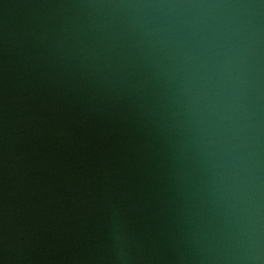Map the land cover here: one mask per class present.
Masks as SVG:
<instances>
[{"label": "water", "instance_id": "water-1", "mask_svg": "<svg viewBox=\"0 0 264 264\" xmlns=\"http://www.w3.org/2000/svg\"><path fill=\"white\" fill-rule=\"evenodd\" d=\"M0 264H264V0H0Z\"/></svg>", "mask_w": 264, "mask_h": 264}]
</instances>
